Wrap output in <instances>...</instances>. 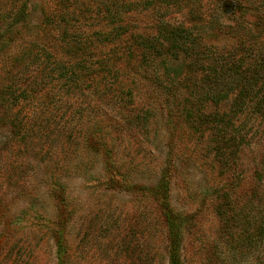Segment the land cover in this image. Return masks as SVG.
<instances>
[{
  "label": "rangeland",
  "instance_id": "rangeland-1",
  "mask_svg": "<svg viewBox=\"0 0 264 264\" xmlns=\"http://www.w3.org/2000/svg\"><path fill=\"white\" fill-rule=\"evenodd\" d=\"M17 1L3 22L14 32L0 43L2 94L21 68L16 84L45 80V60H28L33 47L51 40L67 58L64 50L76 46L73 38L46 35L43 10L58 0H26V8ZM88 1L96 7L97 0ZM203 1L207 15L218 4L224 22L241 14H227L230 0ZM247 9L246 19L264 37V9ZM129 14L135 32L155 33L156 10ZM188 18L185 8L166 16ZM59 24L56 38L66 21ZM205 37L219 49L235 43L224 33ZM128 58L124 75L134 84L135 115L108 121L85 111L64 123L82 97L65 110L55 79L30 101L11 105L0 96V264H264V235L254 246L245 242L264 222V114L234 117L244 139L223 174L212 129L184 110L196 104L184 93L182 57ZM215 110L227 105L202 109ZM229 235L239 239L230 245Z\"/></svg>",
  "mask_w": 264,
  "mask_h": 264
},
{
  "label": "trees",
  "instance_id": "trees-1",
  "mask_svg": "<svg viewBox=\"0 0 264 264\" xmlns=\"http://www.w3.org/2000/svg\"><path fill=\"white\" fill-rule=\"evenodd\" d=\"M8 1L0 4V43L14 32V26H4L3 22L9 11L13 10L10 7L16 6L18 1ZM20 1L26 8V0ZM230 1L228 6L231 8L227 14L235 15L241 10V14L232 22L220 19L222 10L218 4L216 11L207 15L203 0H97L96 7L93 5L95 2L88 0H58V3L43 10L46 35L51 32L55 41L73 38L76 46L72 50H64L70 52L67 58L57 55L58 49L51 40L33 47V54L28 60L33 61L32 58L37 57L45 60L46 65L42 68L46 74L45 80L33 79L22 85L16 84L14 78L22 75L21 68L12 75L0 96L11 105L20 98L30 101L42 84L55 79L60 82L59 95L62 93L64 96L62 103L65 110L70 109L78 97H82L70 112L72 116L64 123L79 121L85 111L97 112L104 120L113 121L117 116L128 117L140 110L134 105V84L124 75L128 57L138 52L145 57L141 60L147 61H152L153 56L182 57L187 69L185 76H182L185 79L182 83L184 93L196 104L185 106L184 110L199 119V126L212 129L211 148L224 174L235 156V146L239 144L237 140L241 141L242 138L239 135L242 127L234 117L244 111L264 114V37L261 32L254 31L251 20L246 19L243 10L254 5L263 10L264 0ZM150 8L157 13L155 33L135 32L128 19L129 13ZM184 8L190 17L187 23L166 19L171 12H182ZM60 19L66 21V26L56 38L55 32H60L57 31ZM85 26L92 30H87ZM208 32L224 33L234 38L235 43L219 49L206 41ZM15 90L18 93L13 96ZM7 95L10 98H6ZM207 103L217 108L226 104L227 110L205 114L202 109ZM146 112L151 111L146 109ZM144 125L145 122L141 127ZM68 134L67 141L73 137L71 131ZM260 235H264V222L257 224L256 232L247 235L245 242L254 246L257 241L254 239H260ZM228 238L230 245L239 239L236 235H229Z\"/></svg>",
  "mask_w": 264,
  "mask_h": 264
}]
</instances>
